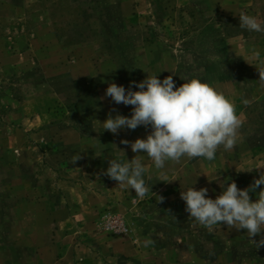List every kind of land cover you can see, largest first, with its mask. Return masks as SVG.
I'll return each mask as SVG.
<instances>
[{
  "label": "rangeland",
  "instance_id": "374dc122",
  "mask_svg": "<svg viewBox=\"0 0 264 264\" xmlns=\"http://www.w3.org/2000/svg\"><path fill=\"white\" fill-rule=\"evenodd\" d=\"M241 13L264 21V0L241 5L234 0H0V36L13 46L23 37L31 49L21 65L0 74V264L10 256L20 259L22 241L50 238L49 231L36 228L45 218L36 215L41 213L34 204L38 196L45 197L53 220L72 218V225L88 221L96 227L97 239L119 236L136 243L135 229H151L146 243L152 248L139 264H264V246L256 248L250 241L264 232L247 237L246 230L229 229L223 222L209 230L189 217L180 197L196 182L194 188H208L214 199L222 191L211 181L216 175L245 189L264 171V69L258 57L264 32L244 29V37L225 39L223 31L224 26L243 30ZM147 75L161 80L172 75L176 86L200 78L233 103L242 123L234 147L220 146L212 162L189 158V164L177 168L179 161L169 160L156 169L145 153L131 152L128 160L140 159L145 175L153 179L146 184L149 191L139 196L103 170L112 158L121 160L122 139L145 138L150 127L113 134L98 121L110 114L131 115L133 106L115 104L104 95L109 82L127 89ZM48 76L55 81L48 82ZM53 87L62 89L59 96H52ZM22 111L26 119L20 117ZM40 112L51 116L40 119ZM88 113L105 116L90 120ZM22 173L31 178L30 193L16 181L8 184ZM260 188L249 193L250 199L257 198ZM109 191L114 195L108 196ZM111 216L124 230L107 226ZM45 224L51 225V219Z\"/></svg>",
  "mask_w": 264,
  "mask_h": 264
},
{
  "label": "clouds",
  "instance_id": "9594fccd",
  "mask_svg": "<svg viewBox=\"0 0 264 264\" xmlns=\"http://www.w3.org/2000/svg\"><path fill=\"white\" fill-rule=\"evenodd\" d=\"M239 26L248 31L264 32V21L246 13L240 14ZM256 56L258 53L249 59ZM184 81L176 86L172 75L162 80L158 75H147L139 82L131 81L127 89L109 82L104 95L115 104L133 106L131 115L116 114L113 117L110 114L103 122L96 121L103 130L113 134L124 129L135 130L139 126L150 127L151 131L145 138L134 141L122 139L120 143L130 146L134 153H145L156 169H163L166 161L178 162L182 157L204 158L212 162L220 146L225 150L234 147L242 121L233 103L213 85L198 77ZM260 82L264 84V76ZM133 87L138 90L134 91ZM79 158L77 156L75 161ZM145 173L142 161L134 158L124 162L112 158L107 169L103 170V174L120 187L134 189L139 196L149 191ZM201 174L207 176L205 172L199 176ZM211 181H217L222 189L214 199L207 195L208 188H194L196 182L180 192L189 217L209 230L223 222L229 229L246 230L247 237L264 232V188H260L264 185V171L245 189L238 188L234 181L220 180L219 174ZM257 188L260 191L253 201L249 193ZM250 241L260 248L264 246V235L259 240Z\"/></svg>",
  "mask_w": 264,
  "mask_h": 264
},
{
  "label": "crops",
  "instance_id": "0c3cea01",
  "mask_svg": "<svg viewBox=\"0 0 264 264\" xmlns=\"http://www.w3.org/2000/svg\"><path fill=\"white\" fill-rule=\"evenodd\" d=\"M234 1L235 3H238L240 5L249 4L250 2H252V0L250 1L245 0L244 2L239 1V0H234ZM237 35L238 36L240 35V37H244L245 34L238 33V34L226 35L224 31L225 39L237 38L236 37ZM16 40L19 41V43H16L17 47L13 46L11 43H7L6 37L0 36V71H1L0 74L3 72V70L4 71L11 70V68H14L16 64L21 65L19 63V60L28 58V56L31 53V49L27 48L26 44L23 43V37H18ZM262 47L263 49L261 50V55L258 57H259V63H261L260 68L263 72L264 45ZM38 61H39V58H38ZM245 64L248 65L246 61H245ZM234 66H237V63ZM39 67L42 69L44 66L39 64ZM246 68H247V73L248 72L250 73V70L252 69L249 67V65L246 66ZM255 72H258V71L255 70ZM260 74L261 76H264V73L263 74L260 73ZM261 76H260V79H261ZM65 77H64L65 81L71 80L70 75L67 78V80ZM47 79H48V82L52 80L55 81L54 76H48ZM56 79H58L55 82L57 84L60 79L59 77ZM236 80L238 79L236 78ZM61 82H62V79H61ZM253 82H255L254 87L258 88L259 82L257 79V75L253 78ZM53 89H54V92L52 96H59L60 93L62 92V89L60 88L53 87ZM10 101H13V102L17 101V103H19L18 100H14V99L13 100L10 99ZM101 106L103 109V102H101ZM21 113L22 114H20V117H23V119H26L25 113L23 111ZM102 114L99 116V115H95L92 113H88L87 114L88 117L86 118L92 120L93 118H95L94 116L104 117L105 115H102ZM15 115L19 116V113L15 112ZM50 116L51 115L46 112H40L38 114V118L40 119H45L48 117L50 118ZM100 132L104 133L102 129H100L98 133ZM93 138L95 139L96 136ZM28 146L29 145H27V147ZM24 148L26 147L24 146ZM118 149H119L118 156H119V159H121L120 160L121 162H124L127 159H129L130 157L129 154L132 152L130 146L122 145ZM121 150H123L125 154ZM127 154H128V158H127ZM4 163H7V161H4ZM186 164H189V158L182 157L181 160L177 163V168L184 167ZM172 169H175V167H172ZM146 173H148V171H146ZM30 180L31 178L29 176H25L22 173V176H20V180L13 179L8 184H13L16 181L18 184L24 185L26 190H28V192L30 193L31 192ZM151 180L153 179L151 177H147V174H146L145 183L147 184L149 183L148 181H151ZM133 192H134V189H133ZM113 195L114 194H111V192L109 191L108 196H113ZM101 198L105 200L109 199L105 195L101 196ZM134 198L135 200H137V203H138L139 197L137 198L134 196ZM44 199L45 197L38 196L37 199L34 200L35 206H38L37 210H39V212L41 210V213L36 212V215L41 218L43 216L45 217L44 219H41V222L37 223L36 228L38 231L43 232V234L46 233V231H49V233L51 234L50 238L46 240L44 237H42L41 239L39 238L38 241H34L35 240L34 239L32 242L30 240L22 241L19 244L20 246L17 245L21 248V253L18 256L20 259L12 258V256H10L9 258H7V264H13L16 261H17V264H139V262L141 261H137V260L145 259L144 257H146V254L148 255L147 253L148 249L152 248L151 246L147 247V243H146L148 242V239L146 238L148 236L146 235V233L150 232L151 229H146L145 226L140 225L137 229H135L137 233V237L134 238L136 243L134 242L131 243L127 239H123L119 236H116V237L115 236H104L101 239H97V236L95 235L97 233V231H95L96 227L88 221L81 222L76 225H72L70 221L72 220V218L71 219L68 218V219H65L59 222L53 220L51 218L53 216L51 215L50 211L45 210V202L43 201ZM88 199H89L88 197L84 198V201H86L85 202L86 206H88V203L90 201ZM91 199H93V197H91ZM123 209H126L125 204L123 205V207H121V211ZM52 214L56 215V211L53 210ZM47 215L50 216L49 219H51V225H48V227H44L46 226L45 222L49 220L46 218ZM72 216L74 215L72 214ZM74 237L79 238L78 240H76L77 241L76 245H74V241H73ZM13 243L14 242L12 241L11 243L12 249L14 247ZM30 253H32V255ZM172 256H173L172 254H169L168 258Z\"/></svg>",
  "mask_w": 264,
  "mask_h": 264
},
{
  "label": "built area",
  "instance_id": "2783aa9c",
  "mask_svg": "<svg viewBox=\"0 0 264 264\" xmlns=\"http://www.w3.org/2000/svg\"><path fill=\"white\" fill-rule=\"evenodd\" d=\"M107 226L111 228H119L120 230H124L125 228L123 223H120L119 219L114 218L112 216L107 218Z\"/></svg>",
  "mask_w": 264,
  "mask_h": 264
},
{
  "label": "trees",
  "instance_id": "16d2710c",
  "mask_svg": "<svg viewBox=\"0 0 264 264\" xmlns=\"http://www.w3.org/2000/svg\"><path fill=\"white\" fill-rule=\"evenodd\" d=\"M220 25H222V24H220ZM223 30L225 31L226 35H232V34H238V33H243L244 34L245 33L244 29L243 30L237 29V30H233V31H228L225 26L223 27Z\"/></svg>",
  "mask_w": 264,
  "mask_h": 264
}]
</instances>
